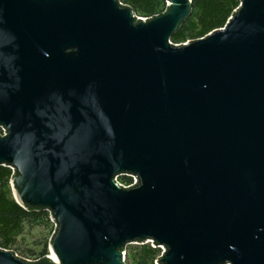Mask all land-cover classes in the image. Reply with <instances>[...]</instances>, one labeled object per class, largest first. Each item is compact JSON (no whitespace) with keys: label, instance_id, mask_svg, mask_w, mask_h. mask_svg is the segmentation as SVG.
Wrapping results in <instances>:
<instances>
[{"label":"water","instance_id":"obj_1","mask_svg":"<svg viewBox=\"0 0 264 264\" xmlns=\"http://www.w3.org/2000/svg\"><path fill=\"white\" fill-rule=\"evenodd\" d=\"M192 8L0 0V167L55 227L44 260L0 264H264V0L174 45Z\"/></svg>","mask_w":264,"mask_h":264},{"label":"trees","instance_id":"obj_2","mask_svg":"<svg viewBox=\"0 0 264 264\" xmlns=\"http://www.w3.org/2000/svg\"><path fill=\"white\" fill-rule=\"evenodd\" d=\"M134 10L142 19L156 17L166 10V0H119ZM192 15L176 35L171 39L174 45H183L202 39L210 33L226 26L233 13L239 8L241 0H192ZM2 131L0 129V135ZM14 173L11 169L0 167V249L11 251L24 260H44L47 250L36 256L31 250L22 251L19 239L26 229L47 227L51 225L47 212L26 211L13 198L11 180ZM124 184L129 178H120ZM24 250V249H23ZM161 250L150 244L128 246L127 264H156Z\"/></svg>","mask_w":264,"mask_h":264},{"label":"rangeland","instance_id":"obj_3","mask_svg":"<svg viewBox=\"0 0 264 264\" xmlns=\"http://www.w3.org/2000/svg\"><path fill=\"white\" fill-rule=\"evenodd\" d=\"M54 230L55 227L52 222L51 225H48L47 227H38L32 230L26 229L25 235L19 239V245L22 248V251L31 250L36 256H40L44 249H46L48 255H50L49 242Z\"/></svg>","mask_w":264,"mask_h":264},{"label":"built area","instance_id":"obj_4","mask_svg":"<svg viewBox=\"0 0 264 264\" xmlns=\"http://www.w3.org/2000/svg\"><path fill=\"white\" fill-rule=\"evenodd\" d=\"M1 131H2V134L0 135V137H4L5 136V132H4V130L3 129H1ZM130 179V183H128V184H124V183H122V182H120L119 181V179H118V184L121 186V187H123V188H125V189H127V188H131V187H133V186H135L136 184H137V178L136 177H131V178H129ZM152 247H153V245L152 244H150ZM160 250H161V255L165 252L164 251V249L163 248H160ZM160 255V256H161ZM26 261H29V262H38V261H40V259H38V260H33V261H30V260H26Z\"/></svg>","mask_w":264,"mask_h":264}]
</instances>
